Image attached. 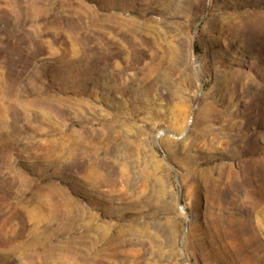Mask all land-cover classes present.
Here are the masks:
<instances>
[{"label": "rangeland", "instance_id": "374dc122", "mask_svg": "<svg viewBox=\"0 0 264 264\" xmlns=\"http://www.w3.org/2000/svg\"><path fill=\"white\" fill-rule=\"evenodd\" d=\"M0 264H264V0H0Z\"/></svg>", "mask_w": 264, "mask_h": 264}]
</instances>
